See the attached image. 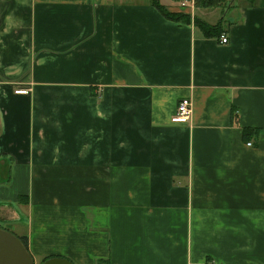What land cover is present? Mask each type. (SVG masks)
Masks as SVG:
<instances>
[{
  "label": "crops",
  "instance_id": "crops-1",
  "mask_svg": "<svg viewBox=\"0 0 264 264\" xmlns=\"http://www.w3.org/2000/svg\"><path fill=\"white\" fill-rule=\"evenodd\" d=\"M0 223L34 264H264V0H0Z\"/></svg>",
  "mask_w": 264,
  "mask_h": 264
},
{
  "label": "water",
  "instance_id": "water-1",
  "mask_svg": "<svg viewBox=\"0 0 264 264\" xmlns=\"http://www.w3.org/2000/svg\"><path fill=\"white\" fill-rule=\"evenodd\" d=\"M0 264H34L20 238L0 227ZM42 264H74L62 257H50Z\"/></svg>",
  "mask_w": 264,
  "mask_h": 264
},
{
  "label": "trees",
  "instance_id": "trees-1",
  "mask_svg": "<svg viewBox=\"0 0 264 264\" xmlns=\"http://www.w3.org/2000/svg\"><path fill=\"white\" fill-rule=\"evenodd\" d=\"M223 0H194V3L195 5L197 6H201V7H204V6H213L214 3H218V4H221ZM156 7L161 11L163 12L164 15L170 17V18H177L178 16L176 15H171V14H168L166 13L163 9H162V6H159V5H156ZM198 23V26L201 28V30L203 31V33L205 35H208V36H220L221 35V27H220V24H221V20L218 21L216 24L214 25H211V24H208V23H204V22H197ZM20 240L22 241V243L24 244V246L27 248V244L26 242H24L21 238ZM28 250V248H27ZM51 256L49 257H45L42 259L41 261V264L47 260L48 258H50ZM98 264H108V263H105V262H99Z\"/></svg>",
  "mask_w": 264,
  "mask_h": 264
},
{
  "label": "built area",
  "instance_id": "built-area-1",
  "mask_svg": "<svg viewBox=\"0 0 264 264\" xmlns=\"http://www.w3.org/2000/svg\"><path fill=\"white\" fill-rule=\"evenodd\" d=\"M220 42L222 44H226L228 42V39L221 34L220 35ZM27 90L21 89L16 90V93H25ZM192 113V102L190 98H183L181 99L178 104L175 113L171 117V122L174 123H186L190 120ZM250 145V143H248ZM208 264H215L214 262H210Z\"/></svg>",
  "mask_w": 264,
  "mask_h": 264
},
{
  "label": "rangeland",
  "instance_id": "rangeland-1",
  "mask_svg": "<svg viewBox=\"0 0 264 264\" xmlns=\"http://www.w3.org/2000/svg\"><path fill=\"white\" fill-rule=\"evenodd\" d=\"M198 12H199V11H198ZM210 12H213V13L211 14L210 17H208V19H209V20H211V19H212V20L216 19V17L218 16V13H219V11L217 10V8H216L215 10H211ZM182 16H184V14H182ZM0 225H1V226H5V225H3V224H1V223H0ZM5 227H7L8 229L13 230L11 226H5Z\"/></svg>",
  "mask_w": 264,
  "mask_h": 264
}]
</instances>
